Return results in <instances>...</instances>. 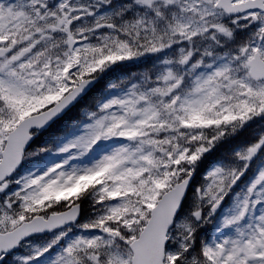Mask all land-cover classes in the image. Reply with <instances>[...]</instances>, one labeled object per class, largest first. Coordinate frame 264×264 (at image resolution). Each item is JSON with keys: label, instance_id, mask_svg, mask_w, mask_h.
I'll list each match as a JSON object with an SVG mask.
<instances>
[{"label": "snow or ice", "instance_id": "6c2138e0", "mask_svg": "<svg viewBox=\"0 0 264 264\" xmlns=\"http://www.w3.org/2000/svg\"><path fill=\"white\" fill-rule=\"evenodd\" d=\"M0 264H264V0H0Z\"/></svg>", "mask_w": 264, "mask_h": 264}, {"label": "trees", "instance_id": "16d2710c", "mask_svg": "<svg viewBox=\"0 0 264 264\" xmlns=\"http://www.w3.org/2000/svg\"><path fill=\"white\" fill-rule=\"evenodd\" d=\"M85 207H86V205H85Z\"/></svg>", "mask_w": 264, "mask_h": 264}]
</instances>
